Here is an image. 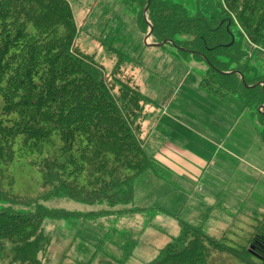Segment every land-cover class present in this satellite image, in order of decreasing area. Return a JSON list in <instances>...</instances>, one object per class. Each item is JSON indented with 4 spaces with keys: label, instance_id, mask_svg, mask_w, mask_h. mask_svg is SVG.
Instances as JSON below:
<instances>
[{
    "label": "trees",
    "instance_id": "16d2710c",
    "mask_svg": "<svg viewBox=\"0 0 264 264\" xmlns=\"http://www.w3.org/2000/svg\"><path fill=\"white\" fill-rule=\"evenodd\" d=\"M147 1L122 4L138 16L144 34L153 26V42L172 40L178 54L203 57L208 66L200 86L222 99L237 96L243 109L257 116L264 143V72L251 64L252 54L231 29L237 24L246 39L264 47V0H223L226 15L220 20L190 15L171 0H150L146 17ZM79 32L69 0H0V256L10 245L14 264H44L40 254L51 244L46 219L91 220L114 213L50 208L14 193V179L3 166L15 159L18 136L22 148L46 153L36 162L42 197L65 196L136 212L144 208L127 206L134 199V179L149 170L159 172L142 136L144 108L152 100L137 79L117 77L124 73V54L110 47L115 63L106 75L95 54L81 46ZM109 77L117 78L114 84ZM253 218L252 232L240 245L180 220L179 235L144 264H208L215 250L244 264H264V212ZM93 232L81 227L75 238L88 246ZM115 234L127 239L117 260L126 264L136 238L128 231L114 229Z\"/></svg>",
    "mask_w": 264,
    "mask_h": 264
},
{
    "label": "rangeland",
    "instance_id": "374dc122",
    "mask_svg": "<svg viewBox=\"0 0 264 264\" xmlns=\"http://www.w3.org/2000/svg\"><path fill=\"white\" fill-rule=\"evenodd\" d=\"M69 1L80 28L81 46L95 54L106 75L115 63L110 47L116 48L113 53L124 54V73L117 77L137 79L143 94L152 100L144 108L142 136L159 172L149 170L134 179V199L127 206L144 208L136 212H116L123 206L88 204L65 196L42 197V176L36 162L46 153L22 148V136H18L15 159L3 166L14 179V193L35 197L50 208L114 211L91 220L46 219L44 229L51 244L40 254L43 263L92 260L94 264H122L117 260L127 239L114 235L115 229L130 232L137 241L126 264H144L179 235L180 220L201 227L215 239L225 236L228 244H244L252 232L253 217L264 212V143L257 116L243 109L237 96L222 99L200 87L208 66L203 57L180 55L169 42L160 47L147 45L138 16L122 0ZM171 1L185 6L190 15L203 14L211 20L226 15L223 0ZM231 29L244 50L252 54L251 64L264 72V53L253 49L237 24ZM116 79L108 80L114 84ZM157 157L169 158L172 164ZM81 227L94 230L95 238H89L88 246L75 238ZM12 257L8 245L0 263L14 264ZM208 264L244 263L215 250Z\"/></svg>",
    "mask_w": 264,
    "mask_h": 264
},
{
    "label": "water",
    "instance_id": "95a60500",
    "mask_svg": "<svg viewBox=\"0 0 264 264\" xmlns=\"http://www.w3.org/2000/svg\"><path fill=\"white\" fill-rule=\"evenodd\" d=\"M149 3H150V0H148L147 5H146V7H145V11H144L145 13H146V11L148 10ZM152 30H153V26L150 25L149 31H148V33H147V35H146V42H147V39H149V38L151 37ZM166 42H168V40H164V41L161 42V43H154V44H152V45H154V46H163ZM147 43H148V42H147ZM150 44H151V43H150ZM240 75H241V77L243 78V75H242V74H240ZM263 90H264V85H263Z\"/></svg>",
    "mask_w": 264,
    "mask_h": 264
},
{
    "label": "crops",
    "instance_id": "0c3cea01",
    "mask_svg": "<svg viewBox=\"0 0 264 264\" xmlns=\"http://www.w3.org/2000/svg\"><path fill=\"white\" fill-rule=\"evenodd\" d=\"M240 101V100H239ZM242 104V103H241ZM158 158V157H157ZM159 160H161L160 158H158ZM161 161H163L165 164L167 163V164H169V165H171L172 164V162H171V160H169V158L167 159V158H164V160H161ZM200 161V160H199Z\"/></svg>",
    "mask_w": 264,
    "mask_h": 264
}]
</instances>
